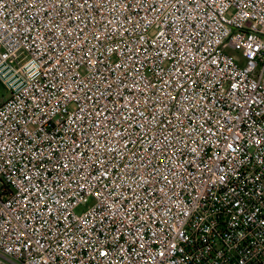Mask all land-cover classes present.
<instances>
[{
  "label": "built area",
  "instance_id": "2783aa9c",
  "mask_svg": "<svg viewBox=\"0 0 264 264\" xmlns=\"http://www.w3.org/2000/svg\"><path fill=\"white\" fill-rule=\"evenodd\" d=\"M0 264H264V0H0Z\"/></svg>",
  "mask_w": 264,
  "mask_h": 264
},
{
  "label": "rangeland",
  "instance_id": "374dc122",
  "mask_svg": "<svg viewBox=\"0 0 264 264\" xmlns=\"http://www.w3.org/2000/svg\"><path fill=\"white\" fill-rule=\"evenodd\" d=\"M8 96H9L8 91L1 85L0 86V104H2V102H4L8 98Z\"/></svg>",
  "mask_w": 264,
  "mask_h": 264
},
{
  "label": "trees",
  "instance_id": "16d2710c",
  "mask_svg": "<svg viewBox=\"0 0 264 264\" xmlns=\"http://www.w3.org/2000/svg\"><path fill=\"white\" fill-rule=\"evenodd\" d=\"M0 86H1V84H0Z\"/></svg>",
  "mask_w": 264,
  "mask_h": 264
}]
</instances>
